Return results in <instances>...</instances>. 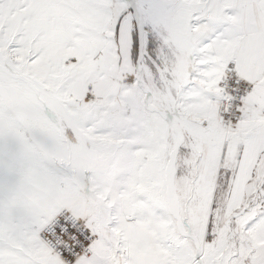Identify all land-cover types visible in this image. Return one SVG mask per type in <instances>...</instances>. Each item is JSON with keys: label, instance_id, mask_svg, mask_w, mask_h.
Listing matches in <instances>:
<instances>
[{"label": "snow or ice", "instance_id": "snow-or-ice-1", "mask_svg": "<svg viewBox=\"0 0 264 264\" xmlns=\"http://www.w3.org/2000/svg\"><path fill=\"white\" fill-rule=\"evenodd\" d=\"M0 264H264V0H0Z\"/></svg>", "mask_w": 264, "mask_h": 264}]
</instances>
